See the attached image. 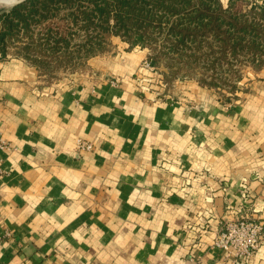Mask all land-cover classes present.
I'll use <instances>...</instances> for the list:
<instances>
[{"label":"crops","instance_id":"crops-1","mask_svg":"<svg viewBox=\"0 0 264 264\" xmlns=\"http://www.w3.org/2000/svg\"><path fill=\"white\" fill-rule=\"evenodd\" d=\"M147 53L52 85L0 60V264H231L213 242L264 192V80L232 105L198 84L162 97Z\"/></svg>","mask_w":264,"mask_h":264},{"label":"trees","instance_id":"trees-1","mask_svg":"<svg viewBox=\"0 0 264 264\" xmlns=\"http://www.w3.org/2000/svg\"><path fill=\"white\" fill-rule=\"evenodd\" d=\"M81 28L95 33H86L76 43L73 38ZM155 29L166 30L168 40L161 45L181 56L210 43L214 51L245 50L252 61L259 62V48L264 47V0H229L226 6L221 0H21L0 12V51L4 57L14 45V55L21 54L45 76L39 66L58 59V53H66L68 69L73 58L96 54L103 33L121 34L130 45L145 46L152 42ZM155 56L149 54L153 65Z\"/></svg>","mask_w":264,"mask_h":264},{"label":"rangeland","instance_id":"rangeland-1","mask_svg":"<svg viewBox=\"0 0 264 264\" xmlns=\"http://www.w3.org/2000/svg\"><path fill=\"white\" fill-rule=\"evenodd\" d=\"M228 1L229 0H221L224 6L228 5ZM258 1L260 2L261 0ZM10 5L12 4L0 3V12L7 9ZM247 7L246 4L245 8ZM112 20V18H109L108 22L112 23ZM90 32L95 33V30H91ZM90 32L81 28L75 33L73 40H75L76 43L82 42L86 37V33ZM103 34V44L97 49L96 54L88 57V59L73 58L74 60L71 62L73 64H70V69L67 67L68 58L65 52L58 53L55 57L58 59L54 61L47 60L44 64H41L39 66L40 70L43 75H45L41 76V81L51 85L69 82L74 78L82 77V75L89 71L91 67H97L99 61L94 60L95 56H113L118 50L130 52L135 48L147 50L148 53L145 58L148 60L150 53L151 55H156L157 63L153 65L150 62L154 67V70L150 71L151 75L147 74L146 80L142 82L140 81V84L142 85H149L151 83L152 89L155 91L162 89L161 91L163 92L164 89L165 91L173 89L175 91L183 92V90L185 91L188 89L184 86L188 84H198L219 101L226 105H232L238 99H243L246 94H253L257 84L264 80V47L259 48L260 58L258 59H262V61L259 62L256 60L252 61V58L247 56L251 53L245 52V50L232 52L229 50L223 51L222 49H215L214 51L213 46L212 44L210 46V43H206L200 51L196 50L194 52L193 48H191V50L185 51L181 56L173 53L171 50L168 51L161 45L163 41L168 40L166 38V30L159 33L158 30L155 29L152 42H148V45L145 44V46L139 44L130 45L129 42L126 41V38L121 34H114L111 32ZM14 49L16 50L14 45L9 46L7 55L16 54ZM201 54H204L206 57L204 59L197 57V55ZM18 56L22 57L21 54ZM193 58H200L201 60L196 61L193 60ZM1 59H3V57ZM36 68L39 70L37 66ZM146 73L144 74L146 75ZM138 75L140 76V74ZM158 78H164V87L158 84L156 80ZM165 80H167L168 83ZM188 91H190V89H188ZM248 206V210L242 213V215L226 218L225 220L241 218L242 216L249 219H255L262 223L264 231V192L251 197ZM224 221L222 222L221 227L223 226ZM263 243L264 236L260 245Z\"/></svg>","mask_w":264,"mask_h":264},{"label":"built area","instance_id":"built-area-1","mask_svg":"<svg viewBox=\"0 0 264 264\" xmlns=\"http://www.w3.org/2000/svg\"><path fill=\"white\" fill-rule=\"evenodd\" d=\"M1 58L2 53L0 51V60ZM141 67L148 72L154 70L153 65L147 58L141 62ZM156 80L160 86H165L162 78ZM112 82L117 83L118 79L114 78ZM161 90H156L155 93L162 97H171ZM76 145L82 150L93 148V144L90 141L82 138L76 139ZM0 147H7L4 140H0ZM263 236V225L260 221L242 216L241 218L225 220L223 226L215 235L213 243L222 250L223 260H229L231 264H240L243 260H249L254 257Z\"/></svg>","mask_w":264,"mask_h":264},{"label":"bare ground","instance_id":"bare-ground-1","mask_svg":"<svg viewBox=\"0 0 264 264\" xmlns=\"http://www.w3.org/2000/svg\"><path fill=\"white\" fill-rule=\"evenodd\" d=\"M15 2H17V0H0V3H7V4H13Z\"/></svg>","mask_w":264,"mask_h":264},{"label":"water","instance_id":"water-1","mask_svg":"<svg viewBox=\"0 0 264 264\" xmlns=\"http://www.w3.org/2000/svg\"><path fill=\"white\" fill-rule=\"evenodd\" d=\"M19 1H21V0H19ZM19 1H17V2H19Z\"/></svg>","mask_w":264,"mask_h":264}]
</instances>
